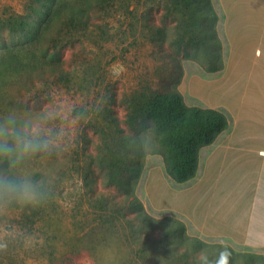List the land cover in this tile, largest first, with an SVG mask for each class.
<instances>
[{
  "label": "rangeland",
  "instance_id": "rangeland-1",
  "mask_svg": "<svg viewBox=\"0 0 264 264\" xmlns=\"http://www.w3.org/2000/svg\"><path fill=\"white\" fill-rule=\"evenodd\" d=\"M187 1L0 0V50L9 49L1 54L0 117L12 114L34 130L62 132L51 154L16 170L39 175L44 204L28 212L0 204V243L8 245L0 264H168L173 255L161 248L163 228L145 236L141 210L182 221L191 237L226 244L201 237L172 210L181 207L202 220L203 204L217 213L223 194L181 190L186 184L168 174L159 132L145 112L152 95L171 89L187 105H202L188 81L213 77L207 71L212 61L223 66L222 41L201 39L203 33L212 39L211 21L192 16L208 15L207 1ZM72 7L86 10L88 25L70 20ZM46 8L62 18L46 22ZM229 73L237 72L232 67ZM233 82L241 83L229 79V91ZM115 157H124L116 168L121 184L109 178ZM134 197L141 210L133 208ZM142 241L152 257L144 258ZM235 251L256 254L254 264H264V249Z\"/></svg>",
  "mask_w": 264,
  "mask_h": 264
},
{
  "label": "crops",
  "instance_id": "crops-1",
  "mask_svg": "<svg viewBox=\"0 0 264 264\" xmlns=\"http://www.w3.org/2000/svg\"><path fill=\"white\" fill-rule=\"evenodd\" d=\"M213 1L223 66L209 72L213 77L194 76L188 89L203 103L201 107L222 111L229 125L200 150L197 174L182 183L186 186L181 190L205 196L219 191L223 201L217 213L204 203L202 220L177 207L172 210L185 216L208 241L226 243L236 250H263L264 0ZM232 67L237 73L229 77ZM231 78L241 81L239 91L235 82L232 91L228 90Z\"/></svg>",
  "mask_w": 264,
  "mask_h": 264
},
{
  "label": "trees",
  "instance_id": "trees-1",
  "mask_svg": "<svg viewBox=\"0 0 264 264\" xmlns=\"http://www.w3.org/2000/svg\"><path fill=\"white\" fill-rule=\"evenodd\" d=\"M201 1L202 0H188L186 3L191 5L192 2L197 3ZM206 1L208 4V15L193 11L192 16L200 23L206 18L209 19L211 22L208 33L210 32L213 37L209 39L207 38L208 34L203 33L201 39L203 41L211 40L213 44L221 45L216 30L218 15L211 0ZM195 5L196 4H194V6ZM196 6L198 7V5ZM47 8L44 9V15H46L44 20L46 22H51L56 18H62V14L59 13L54 16ZM70 12L71 19H69L71 21L78 20L82 24L85 22V24L88 25L86 19L88 14L83 7H72L70 8ZM22 25H24V23ZM191 42L195 45L198 44L194 38L191 39ZM6 50L9 49L7 46H4L2 53H5ZM2 53L0 50V66L2 65ZM217 54L221 55L220 52L212 53V55ZM52 66L61 71L59 65L52 64ZM221 69V64L212 61L207 71L215 72ZM60 76H62V74H60ZM145 112L154 121L159 132V140L163 146L166 170L172 180L179 184L185 183L196 176L199 167L200 150L212 144L229 125L228 118L222 111L201 106H189L185 103L183 95L177 89H171L166 93H156L152 95L148 102H146ZM122 161H124V157H115L109 162V167H111L109 178L111 182L121 184L122 180L119 177L120 173L117 172L116 168L121 166ZM106 162H108V159ZM7 168L8 162L0 160V171ZM35 179H39L37 173ZM132 205L134 206L133 208H138L139 210H141L143 206L137 197L133 198ZM17 207L20 208L24 206L17 205ZM24 208L26 212L34 210L29 207ZM37 212H39V210ZM139 212L141 220H143L144 225L147 226V229H143L145 233L147 231L151 233L153 229L158 226L163 228L161 248L167 250V255H173L171 257L168 256L170 258L168 264H198L197 253L203 250L209 258H214L224 247H227L228 251L231 252L229 264H237L241 258H244L245 264L255 263V259L257 258L256 254L236 252L230 245L219 243L210 244L196 237L189 236L185 223L180 220L172 217L154 219L142 210ZM147 235L148 233H146L145 236ZM152 241H154V239ZM181 245H184L186 248L184 251L178 252V246ZM142 246L145 247L142 249L144 258L147 259L152 257L150 256V249L149 246L146 245V242L142 241ZM194 253L196 254L194 255Z\"/></svg>",
  "mask_w": 264,
  "mask_h": 264
},
{
  "label": "clouds",
  "instance_id": "clouds-1",
  "mask_svg": "<svg viewBox=\"0 0 264 264\" xmlns=\"http://www.w3.org/2000/svg\"><path fill=\"white\" fill-rule=\"evenodd\" d=\"M62 132L53 134L52 129L34 130L20 124L12 114L0 117V160L8 162V168L0 171V204L5 206L21 205L39 208L46 200L40 182L32 176L17 175L25 161L40 154H51L59 147L57 141ZM6 242L0 243V251H6ZM231 252L224 247L216 257L202 250L198 254V264H229Z\"/></svg>",
  "mask_w": 264,
  "mask_h": 264
},
{
  "label": "bare ground",
  "instance_id": "bare-ground-1",
  "mask_svg": "<svg viewBox=\"0 0 264 264\" xmlns=\"http://www.w3.org/2000/svg\"><path fill=\"white\" fill-rule=\"evenodd\" d=\"M243 3H244V2H243ZM251 3H252V2H251ZM231 11H232V10H231ZM152 177H153V176H152ZM149 178H150V177H149ZM153 180H154V179H153ZM153 180H152V181H153ZM158 181H159V180H158ZM163 182H164V181H163ZM160 183H161V181H160ZM161 189H162V188H161ZM166 189H167V188H166ZM158 190H159V189H158ZM158 194H159V192H158ZM162 194H163V193H162ZM149 195H150V194H149ZM165 195H166V194H165ZM173 196H175V195H173ZM165 198H166V197H165ZM165 198H164V199H165ZM149 199H150V198H149ZM172 199H173V198H172ZM162 200H163V199H162ZM176 200H177V199H176ZM160 201H161V200H160ZM163 201H164V200H163ZM171 202H172V201H171ZM171 202H170V203H171ZM176 202H177V201H176ZM160 203H161V202H160ZM158 204H159V203H158ZM163 204H164V203H163ZM175 205H178V204H175ZM156 206H159V207H160V205H156ZM179 208H181V207H179Z\"/></svg>",
  "mask_w": 264,
  "mask_h": 264
}]
</instances>
